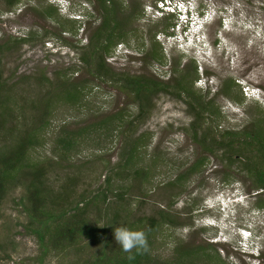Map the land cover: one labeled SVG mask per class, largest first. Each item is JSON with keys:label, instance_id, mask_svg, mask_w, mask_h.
<instances>
[{"label": "trees", "instance_id": "trees-1", "mask_svg": "<svg viewBox=\"0 0 264 264\" xmlns=\"http://www.w3.org/2000/svg\"><path fill=\"white\" fill-rule=\"evenodd\" d=\"M0 1L12 10L29 0ZM87 1L97 7V16L103 18L101 24L94 29L87 47L73 46L80 51L79 64L71 66L69 71L54 73L51 78L48 71L36 66L25 76L33 86L39 87L34 93L36 98H32L34 94L28 95L32 91L22 93L23 81L14 79L16 70L5 75L6 63L2 65V61L18 58L25 45H38L55 34L30 33L24 38L4 36L0 40V209L9 193L23 190L18 206L27 220L26 233L36 238L39 245L35 260L39 264L52 254L74 249L79 253L78 258L60 264H223L219 255L212 254V249L184 246L181 242L173 259H162L155 254L162 231L179 229L186 224L181 223L180 213H172L171 205L162 209L148 204L150 214L143 211L152 192L147 186L152 182L157 164L145 162L151 136L140 131L160 95L173 96L183 102L192 119L185 132L194 144L196 158L184 164L176 180L166 188L184 189L192 175L200 174L213 157L223 165L224 181L246 179L262 192L256 206L264 209V112H258L249 125L239 131H219L222 115L215 99L209 97V92L202 94L194 90V83L188 81L190 70L165 82L111 68L107 58L117 43L128 42V22L134 13L127 15L128 7L119 0ZM36 12L42 20L71 25L68 21L62 23L58 9L52 5H39ZM141 17L140 9L135 21ZM73 31L69 28L68 32ZM63 32L66 31L60 34ZM152 59L161 63L162 56L153 53ZM78 73L80 77L73 79ZM193 73L197 74V67ZM105 86H111L119 96H124L126 105L113 108L100 118L94 117L90 123L65 121L54 127L59 111L87 108L93 89ZM235 87L238 85L229 79L217 95L231 97L230 90ZM25 112L32 115L26 116ZM48 134L53 138V159L33 160L31 151L45 146ZM120 137L126 143L119 162L105 167V181L101 182L99 176L95 183L86 185L87 168L80 161L81 154L89 149L104 151L107 144ZM55 169H59L61 175H54ZM52 177L56 180L52 181ZM79 186L85 188L78 192ZM119 227L143 231L146 248L123 251L113 234Z\"/></svg>", "mask_w": 264, "mask_h": 264}, {"label": "rangeland", "instance_id": "rangeland-1", "mask_svg": "<svg viewBox=\"0 0 264 264\" xmlns=\"http://www.w3.org/2000/svg\"><path fill=\"white\" fill-rule=\"evenodd\" d=\"M119 1L128 7L126 14L133 12L134 16L128 22V42L117 43L107 58L111 68L165 82L190 70L192 74L188 81L194 83V90L202 94L209 92V97L215 99L222 115L219 131H239L247 127L258 112H264V0H192L199 17L204 16L203 20L208 18L209 22L202 32L197 27L198 30L184 35L170 30L177 18L158 19L149 15V0ZM71 4L68 7L63 3L65 9H61L56 0H29L8 10L0 1V40L4 36L24 38L30 33L38 36L45 32L55 34L38 45H25L18 58L2 61V65L6 63V76L16 70L15 81H23V94L32 91L28 93L32 95L39 89L25 77L36 66L48 71L53 78L54 73L69 71L71 66L79 64L80 51L73 46L87 47L94 29L101 24L103 18L97 16V7L93 3L72 0ZM39 5L54 6L62 23L68 21L71 25L61 26L51 20H42L36 12ZM140 9L142 17L135 21V14ZM90 14L91 18L86 20ZM128 18L125 19L128 21ZM69 28L74 31L68 32ZM61 31L66 32L60 34ZM119 47L122 50L117 52ZM153 53L162 56L161 63L153 61ZM195 67L197 74L193 73ZM79 77L80 73L72 76L73 79ZM229 79L238 85L230 90V96L240 103L232 101L231 97L217 95L224 90V82ZM93 94L87 108L59 111L54 127L65 121L90 123L94 117L100 118L113 108L124 107L127 102L111 86L93 89ZM36 97L34 94L32 98ZM154 104V111L140 131L151 136L145 150V162L155 161L157 164L152 182L147 186L152 192L143 211L150 214L148 204L162 209L171 205L172 213H180L181 223L186 224L179 229L162 231L156 242L155 254L162 259H173L177 244L181 242L184 246H203L207 251L212 249V254L219 255L223 264H264V209L256 206L262 192L246 179L245 182L240 179L224 181L223 165L213 157L200 174L192 175L184 189H167L166 186L181 173V167L196 158L193 155L194 144L185 132L192 119L187 114V105L173 96L162 94ZM129 107L135 111L134 107ZM24 114L32 115L31 112ZM46 138L45 146L31 151L33 160L48 162L53 159L52 135L48 134ZM125 141L120 137L107 144L104 151L89 149L81 154L80 161L87 168L86 185L95 183L99 176L101 182L105 181V167H113L119 162ZM54 175H61V171L55 169ZM53 180L56 178L52 177ZM82 188L85 186H79L78 192ZM22 194V189L9 193L0 209V264H39L35 261L39 245L36 238L26 233L24 225L27 220L18 206ZM111 200L116 201L114 198ZM78 255L75 249L56 253L41 264L68 263Z\"/></svg>", "mask_w": 264, "mask_h": 264}, {"label": "clouds", "instance_id": "clouds-1", "mask_svg": "<svg viewBox=\"0 0 264 264\" xmlns=\"http://www.w3.org/2000/svg\"><path fill=\"white\" fill-rule=\"evenodd\" d=\"M56 1L61 4V9L64 8V6L62 5L63 3H65L68 7L72 6V0ZM149 3L150 6L149 9H147V11H149V15L157 17L158 19H162L164 17L177 18V25L175 24L170 28L171 32L179 31L184 35L185 32H194V30H198L200 28L201 31L199 32H202L204 30V25L208 24L209 22L208 18L206 20H203L204 16L199 17L198 11L192 5V0H149ZM83 6L87 7V5L85 4ZM91 16L92 14H90L89 16L87 15L86 20H88V18H91ZM203 35L204 34H202L201 36L204 39L205 35ZM175 36L176 35H174L173 37ZM122 46L123 45H121V47ZM121 47L117 48V52H120L122 50ZM113 234L116 243L125 252H130L133 249L146 248L145 234L141 230H132L127 227H119L114 230Z\"/></svg>", "mask_w": 264, "mask_h": 264}]
</instances>
